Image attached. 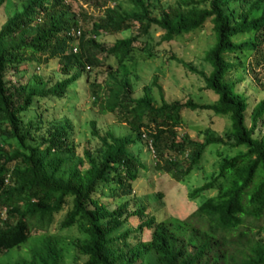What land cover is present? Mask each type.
<instances>
[{
  "label": "trees",
  "instance_id": "16d2710c",
  "mask_svg": "<svg viewBox=\"0 0 264 264\" xmlns=\"http://www.w3.org/2000/svg\"><path fill=\"white\" fill-rule=\"evenodd\" d=\"M5 1L0 0V7ZM125 1L130 9L113 1L104 3L102 15L91 17L81 8L74 11L68 0H21L20 8L0 23V210H4L0 251L25 241L35 226L46 233L28 259L13 264H61L60 239L50 230L79 222L84 237L74 245L85 258L71 264H264V240L251 229L259 227L254 221L264 222V134H254L264 115V96L250 106L246 121V98L227 76L243 66L241 57L248 55L250 62L260 65L258 73L264 83V0H176L158 6L156 13L151 12L149 0ZM81 17H90L87 30L79 26ZM207 20L214 34V42L202 54L208 71L176 59L202 76L203 87L216 95L211 102L168 100L160 93L159 103L153 104L148 85H142L140 95L132 96L127 78L117 77L107 64L109 79L90 82L91 101L99 112H111L132 132L114 134L106 129L101 133L90 119L89 134L96 145L83 148L80 154L74 151L65 122L39 132L44 123L33 109L35 103L43 97L62 96L86 65L100 63L88 47L99 33L132 28L129 35L116 37L107 46L98 44L99 51L123 64L133 58L134 42L151 28H159V40L168 41L201 28ZM77 25L80 35L69 34V28ZM84 31L91 37L83 39ZM140 49L151 55L144 42ZM53 57L67 76L52 83L36 73L23 81L15 78L24 73L25 64L38 65ZM70 67L74 70L69 72ZM183 108H206L226 115L228 144L243 146L221 156L216 172L187 195L214 192L182 217L157 215L143 205L129 209L126 199L111 207L101 201V195L131 194L143 168L127 150L135 137L144 134L143 142L155 161L176 179L198 165L207 144L222 142L210 134L194 141L178 132ZM190 146V155L180 157ZM129 215L138 218L133 231L139 237L131 244L126 240L130 229L116 232ZM145 228L149 234L142 238Z\"/></svg>",
  "mask_w": 264,
  "mask_h": 264
},
{
  "label": "rangeland",
  "instance_id": "374dc122",
  "mask_svg": "<svg viewBox=\"0 0 264 264\" xmlns=\"http://www.w3.org/2000/svg\"><path fill=\"white\" fill-rule=\"evenodd\" d=\"M20 1L6 0L2 4L0 7V23L6 16L20 8ZM113 1L115 6L126 9L131 7L125 0H68L74 11L81 8L91 17L102 15L105 11V4L110 5ZM175 1L149 0L152 4L150 7L151 12L156 13L158 6H166ZM79 26L87 30L90 26V17L84 19L81 17ZM131 32L132 28L117 32H101L95 36V42L88 47L94 52L100 63L86 65L85 71H82L77 79L67 84L62 96L43 97L35 103L33 109L40 114L44 123L39 132H43L45 129H53L65 122L70 131L71 142L74 143V151L79 154L83 148H92L96 145V139L90 137L89 134L90 119L95 121V125L101 133L106 129H110L114 134L132 132L126 123L117 121L111 112H99L91 101L90 82L94 79L96 82L102 83L109 79L107 77V71L109 70L107 64L112 65L110 70L117 77L124 76L127 78L132 96L140 95L142 85H148L153 104L159 103L160 93L168 100L190 98L199 103L211 102L215 98V94L203 87L202 76L191 72L176 59L180 58L188 61L196 69H202L204 72L208 71L210 66L202 59V54L214 42L210 21H205L201 28L182 33L168 41L159 40L161 30L153 27L148 35H143L139 38V41L134 42L136 47L132 52L133 58L123 64H116L112 56H106L104 52L98 50V44L107 46L116 37L127 36ZM88 37H91L90 32L84 31L82 38L87 39ZM141 42H144L146 50L150 49L151 55L140 49ZM249 57L248 55L241 57L243 66H237L235 71L227 75L229 79L233 80L235 88L246 98V121H248L247 113L250 106L264 96V83L261 80L260 73H258L260 65H256L254 60L250 62ZM72 70L74 68L70 67L69 72ZM32 73L40 74L49 83L67 76V74L59 71V62L56 57L49 58L46 62L38 65L29 62L25 64L24 73L14 76L16 79L23 81L30 77ZM30 113H33V111L28 112V114ZM180 114L182 122L178 126V132H184L189 139L194 141H202L205 134H210L219 137L222 142L207 144L198 165L180 179H176L170 172L164 170L160 162L155 161L149 145L143 142L146 138L142 135L135 137L134 143L129 144L127 150L138 157L143 164V168L139 169L132 185L131 194L114 198L101 195V201L111 207L119 200L126 199L129 209L143 205L147 210L157 215L171 214L182 217L188 214L207 194L214 192L213 190L201 191L193 198L187 195L192 187L200 185L216 172L217 163L221 156L230 155L243 149V146L233 147L228 144L231 138L229 135V119L226 115L215 114L206 108L194 110L183 108ZM254 134H264V115L261 124L254 130ZM12 144L14 145L15 142L12 141ZM192 147H188L186 149L187 154H182L180 157L189 156ZM59 216H56V218ZM137 222L136 215H129L126 222L116 231L130 229L126 238L128 244L133 243L139 237V233L133 231ZM254 222L259 227L251 228L252 231L257 230L258 235L264 240V222L262 220ZM50 232L59 236L58 260L61 264L80 262L85 258V255L80 254L74 245L84 237L79 222L65 228L50 230ZM44 233H46L44 228L34 226L25 241L19 243L18 246L0 251V264H13L15 260L28 259L31 249ZM148 234L149 229L145 228L141 236L147 238Z\"/></svg>",
  "mask_w": 264,
  "mask_h": 264
},
{
  "label": "built area",
  "instance_id": "2783aa9c",
  "mask_svg": "<svg viewBox=\"0 0 264 264\" xmlns=\"http://www.w3.org/2000/svg\"><path fill=\"white\" fill-rule=\"evenodd\" d=\"M68 33L71 34V35H73V36L80 35V28L78 27V25L77 26H73V27L69 28ZM71 49H72V51H75L77 49L76 45H73L71 47ZM142 135H144V134H142ZM3 211L4 210L1 209L0 210V214H2Z\"/></svg>",
  "mask_w": 264,
  "mask_h": 264
}]
</instances>
